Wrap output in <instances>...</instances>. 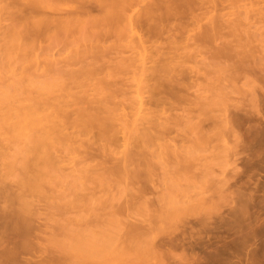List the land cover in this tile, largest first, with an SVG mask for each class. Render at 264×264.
<instances>
[{"label":"rangeland","instance_id":"374dc122","mask_svg":"<svg viewBox=\"0 0 264 264\" xmlns=\"http://www.w3.org/2000/svg\"><path fill=\"white\" fill-rule=\"evenodd\" d=\"M32 1H34V0H0V88L3 89L9 85L15 84L16 82H21V84L23 85V87H22L23 91H21V90L16 91L18 88L16 90L12 91L14 97H16V96L26 97L28 95L32 96V97H37L39 95V93L36 91V88L34 87V85L33 84H32L33 86L31 85V82H34V81L43 82V83L45 82L46 86L47 85L52 86L53 89H55V92L52 95H57L60 93L62 87H64V84L67 85V82H68L65 79V77L62 79L60 78V77H63L62 72L64 73V71L65 72L70 71V69H72L71 71L76 70V69L79 70L78 68H81L83 66V64L86 66L87 63L89 65V63L94 61V60H92L93 58H91V60H90V57H89V60L87 59L86 62H83V64H82V62H80V63H76L75 65L71 64L72 65L71 66L70 63H68L67 57L71 58L74 55L79 54V52L81 54V51L84 52L86 50L84 48V44H86L87 42L85 41L84 44H82L83 42L77 41V39L79 37L84 36V34H83L84 32H81L78 30L75 31L74 34L73 33L70 34L71 36L68 37V42H65L64 44H62V46H59V47L56 46L55 49L51 48L47 51V49H48L47 46L49 43H51L49 32L54 28L52 27V29H51V27H48L49 29H47V28L34 29L32 26L34 23H37L40 19L44 18L43 17L44 12L47 14L46 16L52 14L50 16L53 17L54 16L52 13L53 11L50 12L51 8L50 9L46 8L47 10H44L45 8L41 9L42 6H40V7L36 6V5L34 6L32 4ZM81 1L80 0H47V2H49L48 4H50V6L52 8L58 7V8H61V10L64 12L63 13L60 10V13L62 12L61 14H59V13L55 14V17H57V18L58 17H60V18L67 17L66 9H70V7L72 5H79L78 3H80V2H81V4L85 3V4H82V5H85L84 10H82V12L83 11L85 12V13L83 12L84 14L81 15L82 18L86 19L87 16H85V15L88 13H89L88 18H89V16H92V15H93L92 17H95L96 14L98 15V13L100 15L101 12L98 8L94 9V8L90 7L91 5H93V6L97 5V0H88V1L87 0H81ZM148 1L150 3V1H152V0H140V1H138L137 3H139V4H137V8L135 7V10L143 8L145 6L147 7V5H149ZM171 1H173V0H171ZM174 1H176L177 4H179V2H180L177 0H174ZM183 1H185V0H183ZM224 1L225 0H223V4H220V7H219L220 9H216V10L214 9V11H216V12L212 11V14L210 13V15L208 14V16L204 15L203 18L205 19L208 17L207 18V21H208L209 18H213V17H210L211 15H213L214 18L217 16L218 20L221 22H222V20L224 21L228 17L230 20H233V21H235L236 19L237 20L240 19L241 22H243L242 25L245 24L246 26L249 25L250 22L252 24L253 21L258 20L259 21V23L257 22L258 25L255 24V27H252L253 29L252 28L251 29L252 30H258V31L261 30L259 32L264 31V27H262L264 25V23H262L263 22L262 21L261 22L262 24L259 25L260 24V20L258 19L259 13H257L259 11L264 13V8H263L264 1L263 0H261V1L260 0H258V1L257 0H255V1L254 0L253 1L248 0V2L246 0H241L240 3L243 4L245 7L243 5H241L240 3L239 4L237 3L239 0H237V2L234 3V5L230 1H229V3L227 2V0L225 1L226 3ZM185 2H184V4H186ZM253 2H254V4H253ZM192 3L193 2L191 0V5L188 3L186 5L192 6ZM257 3H259V4L257 5ZM170 4H172L173 6ZM175 4H176L175 2H173V3L169 2V5L172 6L171 8H176V11L174 10L176 13L179 9L183 10V8H185V7H182V9H181V7H179V9H178V7H176V6L174 7ZM184 4L182 3V6H185ZM190 6H189V8H190ZM87 8L90 9L89 12L87 11L88 10ZM189 8H187V6H186V8L184 9V13L186 14V16L189 15V11L191 10V9L189 10ZM236 8H237V13H235ZM91 9H94V10L91 11ZM186 9H188V12ZM238 9H239V13H238ZM96 10H98V11H96ZM219 10L220 11L222 10L221 11L222 14L221 13L219 14V12H220ZM174 11L172 9V14H171L172 17L171 18H174L173 20L177 21L178 27H179L178 21H180V25H181V23L184 22L185 14L183 13V11H182V13L180 12V14H182V15L184 14L183 15L184 19L182 18L183 20L182 19L177 20L175 18V16L177 14L174 13L175 14V16H174V14H173ZM197 11L199 13L202 12L199 9ZM197 11L194 10L193 11L194 14H197ZM252 11H254L257 14L253 15L255 13H253ZM90 12H92V13H90ZM232 12H233V14H232ZM250 12H251V14H250ZM214 13H215V15H214ZM246 13H248L249 17H246ZM90 14H92V15H90ZM180 14L178 12V15H177L178 19L180 17H182ZM219 15L221 16V18L218 17ZM251 15H253V16H251ZM232 16H234V17H232ZM255 16H257L258 18L257 17L254 18ZM187 17H189V16H187ZM190 17H191V15H190ZM217 18H215V19H217ZM244 18H247V19L252 18V19L250 21H247V19H244ZM187 19H185V22L187 24H189V26H191V24H194V26L192 25L193 27L192 26L189 27L188 31L191 28H195V25H196L195 30L192 29V31L191 30L190 31H191V33L195 32L198 35L200 34L199 33L200 31L203 32V31H205L206 28L209 29V27L207 26L206 23L209 22L208 25L209 26L212 25L210 23V21L206 22V19L205 20L202 19L201 23H204L203 26H206L202 30L201 27H203V26L201 25V23L199 25V22H197V24H198L197 25V24H195V22L191 23L192 21H189L191 23L190 24L187 22ZM220 19H222V20H220ZM229 19H228V21H229ZM253 19H255V20H253ZM15 20L20 21V25H19L20 30H24L26 23H28L26 26V29H25L26 33L24 34V36H25L24 37L25 38L24 43L25 44H24V46H21L22 47L21 50L11 49V45L9 43H7L5 46V43H6L5 38L7 36V31L12 26V22H14ZM173 20H171V21L173 22ZM189 20H191V19H189ZM211 20H213V19H211ZM171 21L169 23H171ZM175 21H174V23H176ZM233 21H232V23H233ZM156 22H159V23H156L154 25H157V24L161 25L160 20H158ZM165 22L168 23L167 21H165ZM221 22H218V24L224 25L225 22H227V21L223 22L224 24ZM151 23L153 24L154 22H151ZM162 23H164V21H162ZM166 23L163 24L165 26L163 28L164 29L163 35L159 34V35H161V37L159 36V38H161V39L157 40V38H156L155 41L157 40L159 42V40H160L161 44L162 43L164 44V42H166V45L169 46V44H167V41H168L167 39L170 40L169 42L173 41V40H171L172 39L171 35L168 36V34L170 33L169 28H171V32L173 30L172 29L173 27H175L174 30L175 29L177 30V31L173 30V32H175V34L174 33L172 34L174 36V38H175V35L178 34V32H179V28L177 27L176 24H175L176 26L175 25L173 26L174 23L173 24L171 23L172 25H170L169 23H168V25H166ZM186 23H184V24H186ZM227 24H228V22L226 23V25ZM154 25H151L150 26L151 29H149L150 31L152 30V32H151L152 34L155 30V29L153 30V28H156ZM163 25L160 27L162 28ZM169 25L171 27H168ZM226 25H224L225 27L223 28L224 29L223 33L224 32L225 33L224 34L222 33L223 35L219 33L218 39L217 40L215 39L216 42L214 40L212 41V43L215 42V43H213V45H208L209 44L208 42H206L207 44L203 45L204 47L207 45L205 48H203V46L202 47L199 46V44L198 45L195 44V46L193 44V47H192V45H189L188 49L191 46L190 50L194 49L197 51V49H198V53L195 52L194 50H191V51L195 52V55H194L193 53H191L190 50L187 49L186 50V51H188L187 55L188 54L189 55L191 54V55H190V58L187 61H185L186 64L187 63L188 64L185 65V63H184L185 67L183 68L185 71L191 73V74L186 73V76L189 75V77H191V78L189 80V78L187 77L188 79H186V82H184L187 87L191 88V90L189 89L190 91H188L189 93L187 92V94H189L188 97L191 100L193 99L192 101L191 100L190 101L191 102L194 101L195 103L197 102L198 104L196 103L197 104L196 106L200 105L202 102H204V103H202L201 105L210 104L211 101H214V103H217V104L220 102L219 104L222 106V108L219 104H218L219 107L213 106L214 107L213 108L212 107L213 102H212L210 104L211 106L209 105L210 107L208 105L206 106L209 108L212 107L211 108L212 110L211 109L209 110L210 112L208 114V118H206L207 115L204 116V114H203L204 117L203 116L201 117V115H198L197 112H195V110H197L196 109L197 107H195V104L188 102V100H189L188 99L186 102L187 104L183 103L185 105V108L186 109H187V107L191 108L194 105L191 108L192 110L195 109L194 111L189 109L190 114L193 113L191 116H193V118H194L195 117L194 114L195 115L197 114L196 117L199 116L200 120H201V118H203L204 124H206V125L203 124V126H207L206 127L207 129H205L206 131H204V127H202V125H200L199 127H196V124H194V123H196L195 121H197L199 119H197L198 117L197 118L195 117L194 121H193L194 123L191 124L192 121H190V124L193 126L185 127V130H187L188 128H190V129H188V131H185L184 134H182L184 132L182 130V128L184 129V127H182V126H183V122H186V123L189 122L187 120V118L184 116L185 114H186V116L189 114V113L188 114L186 113V112H188V109H187V111H186V109H183L184 108V105H183V108H182L183 110H181V108H180V109H175L174 110L175 112L170 111V112H172V114H171L172 116L174 115L173 113H175L174 117L179 116L178 114H180V117L182 116L181 118L180 117L177 119L175 118V121L176 120L179 122H180V120L182 121V126L181 127L179 126L180 128L175 123L174 124L172 123L177 128H179V129H177L175 127V129L177 131L174 128L171 129V130H173L172 131L173 135H171V136H173V139L178 140V138H179V140H180L182 137V136L179 137L180 135L177 136L176 132L179 134V131H180L181 135H185L187 132V134L184 137L185 139L182 138L183 142L185 141L184 143H186L185 145L182 144V141H180V143H179L178 142L179 140L176 142L172 138H171L172 140L170 139L171 142L174 144V146H176L175 143L176 144L178 143L179 147L181 146V148H182V146H184L186 149V148H188V145L193 143L194 140H195L194 141V145H195L198 142L196 140H199V138L204 139L203 138L204 136L202 134H204V133L209 134L210 133V135H209L210 137L207 135L210 139H208V137H205V138H207V140L204 139L206 144L203 142L204 140L201 141V145H203V146H204V144L206 145L203 148H207V149L202 150V148H201L202 146L200 145L201 146L200 147L197 143V145H198L197 150L199 149L200 151L201 150L202 151L201 152L197 151V153L199 154L198 155L199 159H198V157H196L197 161L195 160L194 164L192 166L189 165L193 168L196 167L195 170H193V168L191 169L188 167L189 170L187 171L186 174H190V175L184 174L186 172V170L184 171L182 169L184 171L183 173L181 171H179V172H181V174L185 175L184 177H187V178H184L183 175H182L183 178L182 177L180 178L179 176L181 174L179 175V172L176 169H173V170H175L173 172L175 173L177 171L178 173L176 172L177 174L176 173L175 174L177 176L179 175L178 176L179 178L177 176H176V178H175V176L171 177V178H167V176L169 175L168 174L169 173L168 168L172 167V166L170 164L167 165L164 162V160H162L164 163V165H162L164 167V169L166 166H169L168 168L166 167V169H165V170H167V174H168V175H166V174H164L166 172H165V170H163V167L161 166V164H159V162L157 164V162H156L157 166L155 165V167H154L155 168L154 173L156 172L155 174L157 175V177L152 178L154 181H152V179H151L150 183L152 184V187H151L150 183L149 184L147 183L149 185L148 187L150 189V190L148 189L149 190V191H147L148 195H146V197H147L146 200L149 201L148 209H145L143 206L144 199H141L140 201L138 199H134V198L131 199V197L129 196V192H130L131 188L133 189V187L135 190L137 187H138V189H140V186L142 188L144 186V184H142V183L144 181L147 182L148 181L147 179H149V178H146V179L145 178H139V180L144 179V181L140 180L142 183L139 182V180H137L138 178L136 179L137 181L134 178L133 180H135L136 182L134 181L133 183L136 184V188L133 185H131V188H130L129 187L130 185H129V186H127L128 190L126 189V185H128L129 183L127 184L126 180L123 178L121 179V178H118L116 176L110 177V178H102V177L99 178L101 176V172L99 173V171L104 172L108 169L110 170V168H114V167H111V165L114 166L112 162H114V164H116L115 163L116 160L108 162V164H105V165H108V166H106V168H108V169H105L104 171L101 169L102 166H101V168L99 166L100 170L98 168H96L98 170V171H96V172H98L97 175L100 174L99 177L96 174H93L94 172H89L86 174H88V175H90L91 173L92 174L90 175V177L88 176V178H85V175L81 172V170H82V167H85L86 164L84 165L79 160H80V157H82L83 153L85 154L84 151H85V149H87V147L78 148L80 141L77 142L78 146L76 145V143H74L75 145H73L71 143V145H73L72 149H74V151L70 150L69 148L68 149L65 148V150H63L65 146H63L62 149H59V150L64 151V152H61V153H63L61 156H62V158L63 157L64 158L63 159L60 158L61 157V156H59L60 152H59V155L57 153L55 154V155H58L59 157L58 156L57 157L60 158L61 160L59 159V161H56V163H53L52 167L54 168V170H53V172H51L49 174L48 178H45V182H43L41 184V188H39L38 193H37V190H36V192H35V190H34V192H32L33 190H30L28 188L23 189V182L26 179L33 180L35 178H19L16 176V175H18L17 173H19V170L18 171L16 170L15 173H14V171H12V174H10L11 170L8 167V164L6 163L7 160L5 159V157L6 156L11 157L12 156L15 158V156H16V159H18L17 161H19L21 158H23V155H24L23 151L26 150L25 144L24 143H17V141L16 142L12 141L7 136L8 139H6L3 142V146L0 148V214L2 215V216L0 215L1 216L0 217V225L3 224V228L6 229L7 231H4L1 226H0V228H1L0 231L2 230L1 233H3V231H4V235L7 237V235H9V234H5V232L8 233V231L11 229L9 231V233L13 232L12 235L15 236V238H16V239L14 238L15 240L21 238V236L23 235V234L21 235V232L24 233V232L28 231L27 234L28 233H29V235L31 234L32 238L36 239V240H33V243H34V241H37L34 243V244H36V248L34 250H31L32 254L30 251H26L25 254H27V252H30V254L29 253H28L29 255L23 254V256L25 258L21 255L22 257L21 256L19 257L21 261H22L21 258H23V260H25L26 258L28 260H31L33 258H36L37 256H40V258L44 257V259H47L48 261L53 260L55 262V260H56V263L60 262V264H78V263L79 264H82V263L83 264H91V262H90L91 260L94 261V262L92 261V264H102L103 262H105V264H144V263H146V262H144V260L147 261V259L145 258V256H143V253H142V255H140L139 252L141 251V249H138L139 251H137V248H135L137 246H134V248H133V247H131V245L128 244L129 241L124 240L128 237V235H129L128 233L133 232V234L131 235L132 238L130 239V241L133 240L132 242H135L133 244H143L141 242H143V240H145V237H142V236H144V235L147 236L150 234L159 236L161 234L162 230H164L165 228H168L170 221L167 219L165 220V217L167 215H169L168 212H176V210L178 212L180 209L182 210V209L187 208L189 210L190 214H188V216H184L185 218L182 217L185 220L182 219V221H180V222L177 221L178 224H176V222H175L174 227H179V229L181 231L187 230L189 232L190 231L195 232V231H199L201 229H202L201 231L205 230L206 234L208 232L210 234L209 237L206 239L205 243H207L209 241H211L213 244H227V243H229L234 248V249L232 248L233 252L231 253V256L234 258L235 261L242 263V264H252L253 261L256 262L255 264H264V71H262V70H264L263 69L264 68V65H263L264 60L262 57V56H264V54H263V52H261V51H264V50H262L264 47L258 46L259 42H257V41H261V43H264V42H262V40H261L262 38H259V39L256 38L255 40L251 41L254 44H256V46H258L259 49H261L259 51L257 50L258 47H257V49H255V46L252 47L253 43H251V42H249V44L246 46V48H248V50H249L248 51L246 49L247 50L246 53L250 52V51L253 52V50H251L253 48L256 50L253 53L255 55L257 54L256 55L257 58H260V59L255 58L256 60H253V58H251V57H250L251 59L247 58L245 61H249L248 59H250L251 60V62L249 61L250 64L252 65V62H253V64H255L252 66H249V65L247 66L245 64H247L249 62L243 63V62H241L243 60L242 59L240 60L241 57L237 56L238 57V59H237L234 55L235 52L231 53V52H233L234 48H231V47H229V45H227L229 48L228 49L225 46L226 43L224 45V42L229 43L228 41H223L225 38H226V40H229L230 42H235L234 38L236 37V35H239V33H238L239 30L236 31V33H234V32H232L233 29L232 30L230 29L229 24H228L229 27ZM146 26L147 25H145V27ZM184 26L186 27V25H183V23H182V25L180 27L182 29H184L185 28ZM257 26H258V28H257ZM150 27H148V28H150ZM167 27H168V31H169L168 33L166 32ZM197 27H199V28H197ZM222 27L223 26H220V28H222ZM226 27H228V28H226ZM241 27H239V28H241ZM260 27H262V28L259 29ZM140 28H137V30L139 31V33H138L139 36L143 35V36H145V37H143L145 39L147 37V34H148V36L151 35V34H149V32L145 33L149 30H146L144 32L143 31L144 27H143V29L141 28V30H140ZM187 28H185V29H187ZM40 29H43V30L40 31ZM145 29H147V27ZM157 29H156L157 33L158 32L160 33V31H161V30L159 31L160 28H157ZM228 29H229V31H228ZM241 29L243 30V27ZM87 31L88 30L86 28L85 32H87ZM188 31L185 33V35H184V33L180 34V32H179V34L181 35V38L179 37L180 36L179 34L176 35V38L178 37L177 39L180 40L184 36L183 40L185 41L186 36L191 35L190 31L189 32ZM52 32L54 33V30H52ZM52 32H50V33L53 34ZM162 32H163V30H162ZM220 32H222V29ZM229 32H230V34H228V35H230V36H228V35L226 36L225 34H227ZM47 34H48V36H47ZM86 34H88V32ZM197 34H195V35H197ZM234 34H236V35H234ZM231 35H232V37L234 35V37L231 38ZM262 35L264 36V33ZM153 36L158 37V35L156 36V32H154V34L152 35V38H154ZM220 36H222V37H220ZM47 37H49L50 41L48 40ZM133 37L134 36L131 37V34L128 33V31H127L126 34L124 32V33H121L117 37L113 36V37H111V39L109 38L110 42L108 40V46L113 44L114 45L113 47H115V49L112 48L114 50L110 51V53H109L110 55L106 54L107 57L105 55L104 58L106 57V60H107V59H110L108 57H112L111 58L112 60L113 59L116 60V62H115V60L114 61L110 60L111 61L110 66L117 64V62L121 61V58L128 57L130 54H131L130 56H134L135 59L140 58L142 60V58H143V57H141L142 54H143V56L146 55L149 58V57H151V56H149V55H151V53L148 54L150 51L151 52L158 51V49L156 47H155L156 48L155 49L154 47L150 46V45H152L151 43L150 44L147 43L146 48L140 49V52L136 51L134 49L131 50V48L127 44H130V46H131V43H132L131 40ZM223 37H225V38H223ZM228 37H230L231 40L227 39ZM259 37H262V36H259ZM137 38H138V35H137ZM236 38L238 39V36ZM134 39L136 40V38H134ZM177 39H176V41H177ZM135 40H133V43L134 42L136 43ZM180 41H181V44L185 43L182 40H180ZM174 42H175V39H174ZM257 43H258V45H257ZM106 44L107 43H105V45ZM154 44L157 46L161 45V44L158 45L155 42H154ZM40 46H43L44 48L42 47L43 49H40L39 48ZM50 46H49V48H50ZM224 46H225V48H223ZM131 47H133V46H131ZM215 47H216V49L220 50L221 52L223 51L222 53L226 52L227 49L228 50L232 49V51H229L230 53H228V51H227V53L230 55L233 54L234 58L232 56L231 58H233V59L230 60V58L227 56V54H222L221 52H220L221 54H219L218 50L216 52ZM152 48H154L155 50L153 51ZM146 49H148V50H146ZM159 49L162 50V48H159ZM163 49H164V52H165V50H167V48L165 49V47H163ZM181 50L184 52V49H181ZM235 50H237V49L235 48ZM238 50L242 51L244 49L239 47ZM106 51H109V50L107 49ZM120 51H121V53H120ZM123 51H124V53H122ZM131 51H132V53H131ZM145 51L146 52L148 51V52L146 53ZM257 51L260 52V54H262V55H260V57H259V55H258L259 53ZM136 52L137 53L139 52L138 54H141V55H138L139 58L136 57L137 56ZM251 52L249 53V55L251 54ZM88 53H89V55L91 54V52H88ZM88 53H87V55H88ZM119 53H120V55H119ZM134 53L136 56L134 55ZM185 53L183 54V56L186 55ZM111 54H112V56H111ZM115 54H117L119 56L116 57ZM157 54H155L156 57H157ZM213 54L214 55L219 54L218 57L220 58V60L218 59V57H214ZM222 55H224V56L226 55L225 57H227V58L223 59L225 57ZM191 56H192V59H191ZM188 57H186V59ZM212 57H214V60ZM148 58H147V61H150V59H148ZM145 59H146V57H145ZM155 59H157V58H155ZM234 59H235V61H234ZM60 60L62 61V63L60 62ZM215 60H217L216 63H214ZM228 60H230V61H228ZM237 60H239L241 63H243L242 67H243V65L247 66V67L242 68L241 65L239 64L240 62L239 61L237 62ZM110 61H108V62L110 63ZM254 61L257 63H254ZM113 62L115 64H113ZM139 62H141V61H138V63H136V64L139 65L140 64ZM219 62H220V65H218ZM235 63L238 66L240 65L239 66L240 71L242 70L243 72H241V74L242 73L243 74L240 75V71L237 69L235 75L237 74L242 78H240L239 76L236 75L237 77L234 76L233 79L231 80L230 79L231 75H232L233 71L236 70V69H231V68L232 67L234 68L235 66L237 67V65ZM154 64L155 63H153V65ZM210 64H211V66H210ZM149 65H152L151 62L149 63ZM191 65L192 66L197 65L194 67L195 70H193V73H192V69H194V68L192 67V69H190ZM215 65H216V68H215ZM224 65H225L226 72H228V74L230 76L225 71H223L222 66L224 67ZM196 67L199 69V71H197L198 69H196ZM212 67L215 69H213ZM226 67H230L229 68L230 71H228V68H226ZM60 68H61V70H59ZM131 68H133V69H131ZM131 68L130 69H131L132 76L134 77V79H136L135 74H134L135 68L134 67H131ZM206 68L209 70V74L210 75L212 74L211 76L208 75V70ZM209 68L212 70H210ZM244 69H246L247 71ZM132 70H133V72H132ZM137 70H136V72H137ZM190 70H191V72H190ZM214 71H216V72L220 71L221 74H220V72H217L218 73L217 74ZM129 73L127 76H128V78L132 79L130 82V84L131 83L132 84H131V86L129 84V86H130L129 90L130 91L127 90L128 87L126 88V90L129 91L128 93H126L129 97L125 94L126 95L125 98L126 99L129 98V99H127V101H125L126 104H128L127 105L128 107L137 97H139V96H146L147 97V95L149 96V93H145L147 91V89H146V91H144V88H142L143 90L139 89V86H137V80L133 81V77H129L131 75V73L130 74ZM205 73H206V75H205ZM213 74L217 78L216 77L214 78ZM215 74H217V75H215ZM225 74H226V76L227 75L229 76V80H231V81H233L235 78L240 80V81H238V80L236 81L238 86L233 87V86H235V83L234 82L232 83L229 80H226L227 78L224 76ZM245 74L247 75L246 78H245ZM137 75H139V71L136 74V76ZM219 75L222 76V78L218 77ZM243 75H244V77H243ZM204 76H207L205 80H204V78H205ZM209 76L211 77V80H208L210 78ZM197 77H200V78H198V80H196ZM193 80H195V81H193ZM214 80L216 82L217 81H219V82L216 83V82H214ZM192 81L195 83L197 81L199 84L196 83L195 84L196 87H193V84H191ZM208 81H209L208 84L212 85V82H213V85L212 86L208 85L207 84ZM224 81L225 82L227 81L226 83L230 87L227 86V84H225ZM201 82H202V84L204 82L205 83L202 85ZM221 82L224 83L225 86L229 87L228 88L229 90L227 88L225 89V86L223 84L222 85L220 84ZM197 84L200 86L199 89H198ZM215 84H216V86H215L216 89L213 88V86ZM247 84L248 85L250 84V85L248 86ZM205 85H207L206 86L207 89H205L206 88ZM221 87L222 88L224 87V90L221 89ZM231 87H232V89H231ZM238 87L242 88V89H239V92H237ZM253 87L255 88L254 90L252 89ZM209 88L214 89V91H216V92L218 91V94H216V92H213L212 90L210 91ZM201 89L203 91L204 90H207V91L203 92ZM233 89H235V90H233ZM71 90L76 91V89H71ZM221 90H223V91H221ZM194 91L196 94L193 93ZM200 91H201V93L203 92V94L199 93ZM197 92L199 94H197ZM223 92L224 93L228 92L229 96L224 95ZM91 94H92V91H91ZM190 94H193V96L191 97ZM194 94L198 95L199 97L204 95L205 97L202 96L201 100H200L199 98H197L198 96H194ZM206 94H210L212 97L210 98V95H206ZM213 95L215 98L213 97ZM219 95H221L220 99H219ZM232 95H234V96L232 97ZM239 95H241V96H239ZM160 96L161 95H158V97H160ZM225 96L227 98L231 97L229 102H228L229 98L224 99L225 101L222 102V100H223L222 97L224 98ZM146 97H144V98H146ZM216 97H217V99H216ZM202 98L204 99V101H202L203 100ZM131 100H132V102H131ZM253 102L256 103V107L254 106L255 103L253 104ZM135 103H136V101H135ZM221 103H223V104L225 103L224 106H226L225 108L227 110H228V108L230 109L227 111V113H226V109L224 110V108H223L224 106ZM230 103H232V105H230ZM244 103L245 104L247 103L249 105L247 106V104H246V106H245ZM217 104H215V105H217ZM237 104L239 105V107H237ZM201 105L198 109L201 108ZM227 105H228V107H227ZM234 106L237 109V111L235 108H233ZM216 107L218 109H216ZM231 108H232V110H231ZM127 109L129 111L130 108H127ZM215 109H216V111L217 110L218 111L215 112ZM219 111H221V112H219ZM222 111H224L225 113L224 112L222 113ZM233 111L236 113V115ZM214 112H215L216 118L214 117ZM167 113L169 114V111ZM212 114H213V116H212ZM217 114L221 115L222 120L223 119L226 120V118H228L227 119L228 121L233 122V123L232 122L231 123L234 126L231 124V127L232 126L235 127V128H233L234 131L232 130L233 133H231V128H228L230 131H229V134H227V133L226 134L229 135V137L227 136L228 140L226 139L227 137H225V139H226V140L224 139L226 141L225 144H224V141H221V140L219 141V139H220L219 133L220 134H222V133L219 132L220 130H218V127L214 128V126H213V125H216L214 123L216 121L213 118L217 119V122L219 121L218 120L219 116ZM222 114L224 115V118H223ZM225 114H229L228 117L225 116ZM191 116L189 115L188 119H190ZM210 116L213 117V118L211 117V120H214L213 123H212V121H211V123L209 122ZM229 116H231L233 119L231 118L232 119L231 120ZM183 117H185L186 119ZM205 120H208V121L205 122ZM208 122L210 123V125ZM228 123H229V125H228ZM228 123H225L228 125L227 127L230 126V122H228ZM208 125H209V127H208ZM188 126H189V124H188ZM193 127H195V131L191 130ZM208 128H210L209 131H211V128H212V131L209 132ZM180 129L182 130V132ZM196 130H197V132H196ZM213 131H215V138L211 137L212 136L211 134H213V136H214ZM66 132L68 133L69 129ZM189 132H190V134H189ZM223 132H224V130H223ZM196 133L202 137H200V136L198 137ZM116 134L119 135V137L118 138L116 137L117 139L115 138L116 140L115 139L114 140L117 141L118 143L123 142L124 139H123L122 135H124V134L121 132L120 133L117 132ZM193 134H194V136H193ZM91 135H93V134H91ZM223 135H225V133ZM223 135H221V136L223 137ZM218 136H219V139L217 138ZM191 137L194 138L193 141L191 140ZM212 138L214 140L213 143H215V144L218 143L217 145L214 144L215 146H218L217 148H214V145L209 144L208 140L211 141ZM23 140L24 139H21L20 142ZM168 140H167V142H170V140L169 141ZM187 140H189V141H187ZM110 141L113 142V143H111V146L114 149V151H116L118 149V152H119V151H122L124 149V148H121V147H123V145H121L120 143L119 144L121 146L119 145V146H117L119 148H117L116 146H114L115 141L109 140V143H110ZM186 141L189 143L191 142V143L188 144ZM228 141L230 142V144ZM72 142H73V140H72ZM207 142H208V147L210 146V149H208V147H207ZM219 142H221V143H219ZM199 144H200V141H199ZM222 144L226 145V146L228 145L231 148L229 153H225L227 150L224 149ZM115 145H116V143H115ZM192 145L193 144H191L189 150L190 151L192 150L191 151L192 155L194 153H195L194 155H196L197 154L196 149H195L196 145L194 146L195 151H193ZM66 146L71 148L70 143L66 144ZM84 146H86V145H84ZM88 146H90V145H88ZM95 146L96 145H94V147L93 146H91V147H93V149H95ZM211 146L213 148H211ZM74 147L78 148V149L76 148L77 152L82 151L81 152L82 154H80V156L77 152H75L76 150ZM229 147H228V151H229ZM96 148H97V146H96ZM120 148H121V150H120ZM93 149H92V151H93ZM89 151H90V149H89ZM94 151L96 152V150H94ZM1 154H3V156H1ZM77 155L79 156V157H76L78 159V161H76L77 159L75 158V156H77ZM117 155H119L120 157L122 156V154L119 153V154L114 155V157L115 158L119 157ZM194 155H193V158L190 156L189 159L190 158L194 159ZM192 159H190V161ZM81 160H82V158H81ZM94 160H96V162ZM171 160L172 159H170L169 161L171 162ZM75 161H76V164H77V162H78V164H80L79 162H81L83 165L82 164L76 165ZM88 161H89V159H88ZM92 161L93 162H91V160L89 162L85 161L84 163L88 164L86 166H89L91 164L89 167H92V168L94 167V164L96 166V163L99 165L101 164L100 163L101 160L99 159V157L97 155L94 157V159H92ZM171 163H174V161ZM191 163H193V162L191 161L190 164ZM54 164L57 165L56 168H55ZM194 165H196V166H194ZM17 167H19L18 163H17L16 168ZM156 168H158V170ZM76 169H77V171H76ZM93 169L95 170V168H93ZM13 170H15V169H13ZM89 170H90V168H89ZM162 170L164 171L163 176H162V172H163ZM171 171H172V169H171ZM191 172H193V173L195 172V173L193 174ZM81 173L83 174L82 175L83 177L80 176ZM102 174H104V173H102ZM158 175H159V177H158ZM164 175H165V177H164ZM172 183H174L176 185H173ZM147 184L145 183L146 186H147ZM154 186H155V188H153ZM21 189H22V193L26 192V193L22 194L23 196H21V192H20ZM153 189H154V191H153ZM168 189H169V191H171L172 195H165V193H169ZM23 190H24V192H23ZM220 190L223 191V193H221ZM19 193H20V195H19ZM219 193H221L223 195H221ZM4 195H6V197H4ZM138 195H139L138 193H135V196H138ZM135 196H133V197H135ZM162 196H164L165 199ZM168 196H173V199L169 198ZM169 200H172V201L170 202ZM129 201H130V203H129ZM6 211H8V212H6ZM27 213H28V215H26ZM128 213H144L146 215L153 216V221L149 225L142 224L139 226H132L131 225L132 222L130 221V216L128 215ZM23 214H25V215H23ZM131 220H134V219L131 218ZM85 223L86 224L88 223V224L86 225ZM7 224H8V226H6ZM4 225L7 228H5ZM91 225H93V226H91ZM84 226L85 227L87 226V228L89 226L90 231H92V232H89V228L87 229ZM82 227L85 228L86 231H84V229ZM79 228H81V229H79ZM80 230H81V233H80ZM87 230H88V232H87ZM82 231H83V237L86 239V240H83L82 243L85 242L87 244V241H89V240H87V238L91 239V238L85 236L87 233H89V235H90V233L94 234V235H95V233H97V236H95L96 238H99L102 234H103V236L106 235V237H108V238L105 240H101L102 239L101 238L100 239L101 242L99 240L100 246H99V242L97 240L98 243L97 242L96 243H97L98 248L96 249L97 251H95V250H92V247H93V249H95L96 245H91V248H90V247L86 246L84 243H83L84 247L81 244L80 238L83 239V237H81ZM77 233L78 234L80 233L79 234L80 236ZM98 233H100V236ZM24 235H26V234H24ZM89 235L87 234V236H89ZM112 235H116L118 238H115V237L112 238ZM23 236H22V238H23ZM25 237L27 239L30 238L29 236L27 237V235ZM25 237H24V240H25ZM92 237H93L92 238L93 241H91V240L90 241L93 243L95 241L94 240L95 237L94 236H92ZM15 240H14V243H16L17 246L18 245L21 246L22 242H24L22 239L17 240V242ZM103 241H104V243H103ZM18 242H19V244H18ZM26 242H28V240ZM26 242H25V244H26ZM89 244H87V245H89ZM117 244H122L118 248L123 247V249L125 248V250L120 249L119 251H117L118 248L117 249L115 248L116 246H118ZM127 244L129 245V247ZM4 245H6V244H3V246ZM101 246H102V248H99ZM1 247H2V245H1ZM19 248H22V246ZM114 248H115V250H113ZM98 249H99V252H100V249L103 251H101L99 253ZM86 250H87V252H88V250L90 252L87 253ZM236 250H237V252H236ZM93 251L96 253H94ZM92 253H94V254L91 255V257H89L90 254H92ZM178 253L180 254V252H178ZM2 254H1V256H2ZM7 254H9V253H7ZM95 254H97V255L99 254L100 257L96 256ZM9 255H11V254H9ZM4 256H5V254H4ZM92 256L95 259H93ZM7 257H4V258L8 259ZM13 257L15 258L16 256H13ZM97 257H98V259H97ZM95 261H96V263H95Z\"/></svg>","mask_w":264,"mask_h":264},{"label":"bare ground","instance_id":"6f19581e","mask_svg":"<svg viewBox=\"0 0 264 264\" xmlns=\"http://www.w3.org/2000/svg\"><path fill=\"white\" fill-rule=\"evenodd\" d=\"M138 1H140V0H138ZM138 1L137 0L136 1L135 0H97V5L93 6V5L90 4L91 5L90 7L94 8V9L98 8L100 10V12H101L100 15L98 13L99 16L96 14L95 17H92L93 15L90 14L92 16H89V18H88V15H89L88 12H89L90 9L87 8L88 9L87 10L88 14L85 15V16H87V18L85 17L86 19L82 18V16H81V15H83L85 13L84 11H83L84 13L82 12V10H84V7H85V5H82V4H85V3L81 4L82 1L80 3H78L79 5H72L70 7V9H66L67 17H64V18L55 17V14H58V13L61 14L63 11L61 10V8H58V7L52 8L50 6V4H48L49 2H47V0H34V1H32V4L34 6L35 5L39 6V7L42 6L41 9L45 8L44 10H47L46 8H48V9L51 8L50 12L53 11L52 12L53 15H54L53 17L50 16L52 14L46 16L47 14L44 12V16H43L44 18L42 17L43 19H40L37 23H34L33 26H32L34 29H39V28H43V29L47 28V29H49L48 27H51V29H52V27L54 28V29H52V30H54V33L52 32V30L50 31L53 34H51L49 32L51 41L49 40V37H47L48 40L51 42L47 46L48 47L47 51L49 49H51V48L55 49L56 46L57 47L62 46V44H64L65 42H68V37L71 36L70 34L71 33L74 34L75 31L78 30V31L84 32L83 33L84 36L83 37H79L77 39V41L78 42L79 41L83 42L82 44H84V42L86 41L87 43L84 44V48L86 50L85 51L83 50L84 52L81 51V54L79 52V54H76V55H74L71 58L67 57L68 58V63H70V65L71 64L75 65L76 63L82 62V64H83V62H86L87 59L89 60V57H90V60H91V58H93L92 60H94V61L89 63V65L87 63L86 66L83 64V66L81 68H78L79 70L76 69V70L71 71L72 69H70V71H66V72L64 71V73L62 72V76L63 77H60V78L62 79V78L65 77V79L68 82H67V85L64 84V87H62L60 93L57 94V95H52L55 92V89H53L52 86H50V85L46 86L45 82L43 83V82H38V81L31 82V85L33 84L34 87L36 88V91L39 93V95L37 97H32V96H29V95L26 96V97H20V96L14 97L12 91L16 90L17 88L18 89L20 88V89L19 90L17 89L16 91H20V90L23 91V88H22L23 85L21 84V82H16L15 84L9 85V86H7L6 88H3V89L0 88V148L3 146V142L6 139H8L7 136L12 141H15V142L17 141V143H24L25 144V148H26V150H24V151L22 150L24 155H23V158H21L19 161H17L18 159H16V156H15V158L12 157V156L11 157H7V156L5 157V159L8 162L6 160L5 161L8 164V167L11 170L10 174H12V171H14V173H15L16 170L17 171L19 170V173H17L18 175H16L17 177H19V178H35L33 180L26 179L23 182V189L24 188L25 189L28 188L30 190H33L32 192H34V190L36 192V190H37V193H38L39 188H41V184L43 182H45V178H48L49 174L51 172H53V170H54V168L52 167L53 163H56V161H59L60 158L61 159L64 158V157L62 158V156H61L63 154L61 152H64V151L59 150V149H62L63 146H65L63 150H65V148L66 149L69 148L70 150L74 151V149H72L73 145H75L74 143H76V145H77V142H79V141H80L79 146L77 145L78 148L87 147V149H85V151H84L85 154L83 153V155H82V157H80L79 161H81L84 165L85 164L88 165L87 163H84V162L85 161L89 162L90 160H91V162H93L92 159H94V157L96 155L101 160V162L99 161L101 163L100 165L96 163V166L98 165L97 167L94 164L93 168H95V170L92 167H89L91 164L89 166L85 165V167H82L81 172L85 175V178H88V176L90 177V175L92 174L91 173L90 175H88L86 173L94 172L93 174L97 175L98 172H96V171H98V170L96 168H98L100 170V168L102 166L101 169L104 171L105 169H108V168H106V166H108V165H105V164H108V162L116 160V162H115L116 164H114V162H112L114 166L111 165V167H114V168H110V170L108 169V170H106L104 172L99 171V173L101 172V176L99 177L100 174L97 175V176L99 178H101V177L102 178H110V177H114V176H116L118 178H121V179L123 178V179L126 180L127 184L129 183L128 185H126V189L127 190H128L127 186H129V185H130L129 186L130 188H131V185L135 186V188H136V184H134L133 182L137 178H138L137 180H139V178H145V179L149 178V179H147L148 180L147 182H145L144 179H140V180L144 181L146 184L147 183L149 184L153 177L154 178L157 177V175L155 174L156 172L154 173V169H155L154 167L156 165V162H157V164L159 162V164H161V166L164 165L162 160H164V162L167 165L170 164L172 167L166 166L167 168L169 167L168 168L169 169V173H168L169 175L167 174V170H165L166 167L164 169V167L162 166L163 170H165V172H166V173H164V171L162 170L163 171L162 172V176H163V173H164V174L168 175L167 178H171V177H174V176L176 178V176H177L176 174L179 171H181L183 173L186 170V172L184 173V174H186L187 171L189 170L188 167L191 168V169L193 168L191 166L194 164V161L196 160V157H198V159H199V156H198L199 154L197 153V151L199 152L200 150L199 149L197 150V146L198 145L200 146L201 145V141H203L204 139L207 140V138H205V137H208L210 135V133L209 134L208 133H204L206 135L205 136L204 134H202L204 136L203 137L204 139L199 138V140H196V141H198L197 142L198 145H197V143L195 144L196 145L195 149H196V153L197 154L196 155H194L195 153L193 154L194 155V159H192L193 158V155H192V152H191L192 150L191 151L189 150L191 144H193L192 145L193 146V151H195L194 150V146H195L194 145V141L195 140L193 141V139H194L193 137H191V140L193 141V143L190 142L191 143L190 144L189 142H187L189 140L186 141L188 144H190V145L187 144L188 145V148H186L187 150L185 149L184 146H182V148H181V146L179 147L178 143L176 144L175 142L174 143H175L176 146H174V144L171 142V140L173 139V136H171V135H173L172 134L173 130H171V129L172 128L175 129V127H176L173 124L175 123L178 127L179 126L181 127L182 126V121L180 120V122H179V121L176 120L177 121L176 122L175 118L176 119L179 118L180 114L177 113L179 116L174 117L175 113H173L174 115L172 116L171 115L172 112H170V111L175 112L174 111L175 109H180V108H181V110L186 109L185 105L183 103H186L188 99H189L188 102H191L193 100V99L191 100L188 97L189 94H187V92L190 91L191 88L187 87L186 84L184 83V82H186V79L189 78V80H190V78H191V77H189V75L186 76V73H189V72H187V71H185L183 69L185 67V65L188 64V63L186 64L185 61H187L190 58V55H191V54L187 55L188 51H186V50L188 49V46L192 45V47H193V44H194V46H195V44H197V45L199 44V46L202 47L203 45L207 44L206 42L209 43L208 45H213V43L216 42L215 39L216 40L218 39L219 33L220 34L223 33V30H224L223 28L225 27L224 25H226V23L228 22V24L230 26V29L231 30L233 29L232 32L236 33V31L239 30V32H238L239 35L234 34V35H236V37L238 36V39L235 37L234 38L235 42H230L229 40H226V38H225L228 34H230V32L225 34L226 36L223 37V38H225L223 41H228L229 43L224 42V45L226 43V45H225L226 48H228L227 45H229V47H231V48H234L233 52H231V53L235 52L234 55H235V57L237 59H238V57H241L240 60L241 59L243 60L241 62L247 63L249 61L251 62V60H250L251 58H253V60H256L255 58H257L256 57L257 54L255 55L253 52L256 51L255 49H257L258 46L264 47V43H261V41H257L256 40L257 42H259V45L257 43L258 46H256V44L251 42L252 40H255L256 38H258V39L262 38L261 40H262V42H264V36L262 35L264 33V31L263 32H259L261 30H259V31L258 30H252L253 29L252 27H255V24L258 25V23H259L258 20L253 21L252 24L250 22V24L246 26L245 24L242 25L243 22H241L240 19L239 20H237V19L235 20L234 19L235 21L230 20L229 17H228L229 15L227 16L228 18L225 19L224 21L222 20L224 17L222 19H220V20H222V22L218 20L217 16L215 17L217 19H215L214 16L211 15L210 17H213V18H209V20H208L212 24L211 26L208 25V23H209L207 21L208 17L205 18L206 22H208V23H206L204 21L207 24V26L209 27V29L206 28L205 31H203V32L200 31L199 35L197 33H195V32L191 33L192 29L195 30V28H196V25H195V28H191L190 29L191 31L189 30L191 35L186 36L185 41L183 40L184 36L182 35L183 37L180 40H182L185 43L182 42L183 44H181V41L177 39L178 37L176 38V35H178L179 32H180V34L184 33V35H185V33L188 31L189 27H191L192 25L194 26V24H191V23L195 22V24H197V22H199V25H200L201 20L204 19L203 18L204 15L208 16V14L209 15H210V13L212 14V11H214V9L215 10L216 9H220L219 7H220V4H223V0H192V2H193L192 6H190L191 5V0H185L186 2L183 1V0H182L183 2L181 0H177V1H180L179 4H177V2L174 1V0L173 1H171V0H154L153 1L152 0L153 2L150 1V3L148 1L149 5H147V7L146 6L143 7L144 9L140 8V9H136L135 10V7L137 8V4H139V3H137ZM229 1L232 2L233 5H234V3L237 2V0H227L228 3H229ZM246 1L248 2V0H246ZM169 2H171V3L175 2L176 4L174 5V7L176 6V7H178V9H179V7H181V9H182V7L186 8V6H187V8H189V6H190L189 10L190 9L191 10L189 11V15H187V16L190 17V15H191V17L189 18V17L186 16V14L184 13V9L185 8H183V10L179 9L180 11L178 10L177 13H176L175 12L176 8H171L173 5L170 4V5H172V6H170ZM181 2L183 4L185 2L186 4L188 3L190 5L184 4L185 6H182ZM240 2H241V0H239L237 3L239 4ZM253 4H254V2H253ZM258 4L259 3H257V5ZM241 5H243V4H241ZM263 8H264V6H263ZM94 9H91V11L94 10ZM172 9H173V11L175 10L173 12V14L176 13L177 15H178V12L180 14V12L182 13V11H183V13L185 14V19L188 18L187 22L190 23L189 21H192L190 23L191 26H189V24H187L185 22V19H184V16H183L184 14L183 15L180 14L182 17H180L179 19L177 18V15L175 16V14H174V16H175V18L177 20H180V19L183 18L184 22H182V23H183V25H186V27L184 26L185 28H187V27L188 28L187 29H185V28L182 29L180 27L182 25V23L180 25V21H178L179 22V27H178L177 21L173 20L174 18H171L172 17L171 16ZM198 9L200 11H202V12L199 13L197 11ZM239 9H238V13H239ZM60 10L62 11L61 13H60ZM186 10L188 12V9H186ZM194 10L197 11V14H194V12H193ZM235 10H236V12L235 11L234 12L237 13V8ZM96 11H98V10H96ZM221 11L219 12V14L220 13L222 14ZM214 12H216V11H214ZM252 12L255 13L254 11H252ZM90 13H92V12H90ZM257 13H259V15H258L259 18L257 16H255L254 18L257 17L260 20V24L259 25H261L262 23H264V13L261 12V11H259ZM257 13H255L253 15H256ZM232 14H233V12H232ZM250 14H251V12H250ZM214 15H215V13H214ZM253 15H251V16H253ZM218 17L221 18L220 15ZM232 17H234V16H232ZM246 17H249L248 13H246ZM252 18H250V19L248 18L249 20L247 18H244V19H247V21H250ZM189 19H191V20H189ZM211 19H213V20H211ZM228 19H229V21H228ZM158 20H160L161 25H158V24L154 25L156 23H159V22H156ZM171 20H173V22ZM253 20H255V19H253ZM162 21H164V23H162ZM165 21H167L168 23L171 21L172 24L175 21L176 23H174L173 26L176 24L177 27L179 28V32H178V34L175 35V38L172 35L173 33L175 34V32H173L175 27L172 28L173 29L172 32H171V28H169L170 29V33L168 34V36L171 35V38H172L171 40H173V41L169 42L170 40L167 39L168 40L167 44H169V46L166 45V42H164V44H165L164 45L163 43L162 44L160 43V40H159V42L157 41L158 39H161V38H159V36L161 37V35H163V33H164V29L163 28L165 26L163 24L166 23ZM225 21H227V22H225ZM232 21H233V23H232ZM151 22H154V23L152 24ZM218 22H221V23L225 22V24L224 23H223L224 25L218 24ZM168 23H166V25H168ZM171 23H169V24L172 25ZM184 23H186V24H184ZM27 24L28 23H26V26H27ZM228 24L226 26H228ZM19 25H20V21L19 20H15L14 22H12V26L8 29L7 36L5 38V41H6L5 46H6L7 43H9L11 45V49H13V50H21L22 49L21 46H24V44H25L24 43V39H25L24 38L25 37L24 34L26 33V30H25L26 26H25L24 30H20L19 29ZM145 25H147L146 26L147 29H145L146 28ZM151 25H154L156 27V28H153V30L154 29L156 30L157 28H160L159 29V31L161 30L160 33L159 32L157 33L158 29L156 31L154 30V32H156V36L158 35V37H154L155 36L154 35L153 36L154 38H152V35L154 34V32L152 34L151 33L152 30L151 31L149 30V29H151V27H150ZM162 25H163V27L161 28L160 26H162ZM170 25L168 27H171ZM201 25L203 26L204 23H201ZM219 25L223 26V27L220 28ZM241 26L243 27V30L241 29L242 28ZM140 27L142 29L144 27V29H143L144 32L146 30H149V31H147L145 33L149 32V34H151V35L148 36V34H147V37L145 39L143 38L145 36H143V35L139 36V34H138L139 31L137 30V28H140ZM148 27H150V28H148ZM168 27H167V30H166L167 33L169 32L168 31ZM199 27H197V28H199ZM204 27H206V26L201 27V29L203 30ZM228 27H226V28H228ZM239 27H241V28H239ZM262 27H264V25ZM262 27H260L259 29H261ZM86 28L88 30L87 31L88 34H86L87 32H85ZM141 28H140V30H141ZM257 28H258V26H257ZM43 29H40V31H42ZM221 29H222V32H220ZM162 30H163V32H162ZM127 31H128V33L131 34V37L134 36L132 38V40H131L132 43L130 42L131 46H133V47H131L130 44H127L131 48V50L134 49V50L140 52V49L146 48L147 43H149V44L151 43L152 45H150V46L154 47V48L156 47L158 49V51L155 52L154 50L156 48L155 49L152 48V50L155 53L150 51L148 54L151 53V55H149L151 57H149V58L146 55L143 56V54L141 55V54H138L139 52L138 53L136 52L137 56L135 55V53H134V55L136 57H138V55H141V57H143L142 60L139 57L138 58L140 60L139 59H135V57L134 56H130L131 55L130 54L129 55L130 57L129 56L128 57H123V58H121V61H119L117 59L119 62H117V64H115L113 62V64H115V65L110 66L111 61H114L115 59L112 60L111 59L112 57H108L110 59L106 60V57H107L106 54H109L110 51L115 49V47H113L114 46L112 44L113 42L111 43L112 45L108 46V40L110 42L111 37H113V36L117 37L121 33H124V32L126 34ZM174 31H177V30L175 29ZM228 31H229V29H228ZM159 34H161V35H159ZM195 34H197V35H195ZM137 35H138V38H137ZM234 35H233V37H234ZM47 36H48V34H47ZM228 36H230V35H228ZM259 36H262V37H259ZM179 37L181 38V35ZM220 37H222V36H220ZM233 37L231 35V38H233ZM134 38H136V40ZM156 38H157V40L155 41ZM231 38L228 37L227 39L231 40ZM174 39H175V42H174ZM176 39H177V41H176ZM133 40H135L136 43L135 42L133 43ZM213 40L215 42L212 43ZM154 42L156 44H158V45L159 44H161V45L157 46V45L154 44ZM249 42L253 43L252 47L255 46V49H253V48L251 49L250 48L251 50H253V52L250 51L251 52L250 55H249L250 52L246 53V51L248 50V48H246V46L249 44ZM105 43H107L106 44L107 46L105 45ZM49 46H50V48H49ZM162 46L165 47V49L167 48V50H165V52H164V49H163ZM225 46L223 48H225ZM42 47L43 46H40L39 48L43 49L44 47L43 48ZM205 47L203 46V48H205ZM239 47L243 48L244 50H242V51L240 50L239 51L238 50ZM112 48H114V49H112ZM159 48H162V50H160ZM190 48H191V46L189 47L188 50H190ZM235 48L239 52L237 50H235ZM107 49L109 51H106ZM181 49H184V52ZM215 49H216V47H215ZM228 49H227V51H228V53H230L229 51H232V49L231 50H228ZM146 50H148V49H146ZM191 50H194V49H191ZM217 50L218 49H216V52H217ZM257 50L259 51L261 49H259V47H258ZM262 50H264V48ZM194 51L198 53V49H197V51L196 50H194ZM227 51L222 53L223 51L221 52L220 50H218L219 54H221V53L222 54H227V56L230 58V60H232L234 58L233 54L230 55V54L227 53ZM88 52H91V54L89 55ZM195 52L191 51V53H193L194 55H195ZM261 52H263V54H264V51H261ZM87 53H88V55H87ZM120 53H121V51H120ZM120 53H119V55H120ZM122 53H124V51ZM131 53H132V51H131ZM184 53L186 55L183 56ZM258 53H259L258 55L260 57V55H262V54H260V52H258ZM112 54H111V56H112ZM155 54H157V57L155 56ZM219 54L218 55H214L213 54V56L214 57H218ZM105 55H106V57L104 58ZM119 55L115 54L116 57L119 56ZM222 56H224V55H222ZM232 56H233V58H231ZM145 57H146V59H145ZM186 57H188V58L186 59ZM214 57H212L213 60H214ZM262 57H263V60H264V56H262ZM147 58L150 59V61H147ZM155 58H157V59H155ZM226 58L227 57H225L223 59H226ZM247 58H250V59H248L249 61H245ZM191 59H192V56H191ZM218 59L220 60L219 57H218ZM257 59H260V58H257ZM230 60H228V61H230ZM108 61H110V63ZM138 61H141V62H139L140 63L139 65L136 64V63H138ZM216 61L217 60H215L214 63H216ZM234 61H235V59H234ZM238 61L239 60H237V62ZM60 62L62 63L61 60H60ZM115 62H116V60H115ZM150 62H151L152 65H149ZM241 62L239 64L242 67L243 63H241ZM250 62L245 64V65H247V66L248 65L249 66L255 65V64H253V62H252V65H251ZM153 63H155V64L153 65ZM184 63H185V65H184ZM254 63H257V62L254 61ZM216 65H215V68H216ZM218 65H220V62H219ZM225 65H224V67L222 66V69H223V71L226 72ZM195 66H197V65H195ZM195 66L191 65L190 69H192V67L194 68ZM210 66H211V64H210ZM239 66L237 65V67L235 66L234 68L233 67L231 68V69H236L235 71L232 70L233 73H232L231 78H230L231 80L233 79L234 76L235 77L239 76L237 74H236L237 76L235 75L237 69L240 71V67ZM247 66L243 65V67H247ZM131 67L135 68L134 69V72H135L134 74H135L136 79H134V77L132 76L131 69H133V68H131ZM215 68H213V69H215ZM226 68H228V71H230V69H229L230 67H226ZM196 69H198V68L196 67ZM59 70H61V68ZM136 70H137V72H136ZM193 70H195V68L192 69V73H193ZM210 70H212V69H210ZM244 70H246V69H244ZM138 71H139V75L140 76L139 75L136 76ZM197 71H199V69ZM262 71H264V70H262ZM129 72L131 73V75L129 77H133V81L137 80V86H139V89L143 90L142 88H144V91H146V89H147V91L145 93H149V96L147 94H146L147 97L146 96H139V97H137L138 99L136 98L133 101L134 103L131 100L132 103L128 107L127 106L128 104H126L125 101H127V99H129V98L126 99L125 97L127 95L126 93H128L130 91L129 87L132 84V83L130 84L132 79L128 78V76H127ZM132 72H133V70H132ZM190 72H191V70H190ZM214 72H216V71H214ZM217 72H220V71H217ZM241 72H243V71L242 70L240 71V75L243 74V73L241 74ZM226 73L228 74V72H226ZM189 74H191V73H189ZM217 74H215V75H217ZM220 74H221V72H220ZM205 75H206V73H205ZM208 75H210L209 74V70H208ZM207 76H204L205 77L204 80L206 79ZM224 76L227 78L226 80H229V76L230 75L227 77L226 74H225ZM213 77L215 78L216 76H214V74H213ZM218 77L222 78V76H220V75ZM243 77H244V75H243ZM246 77H247V75L245 74V78ZM198 78H200V77H197L196 80H198ZM240 78H242V77H240ZM208 80H211V77ZM215 80H214V82H216ZM231 80H229V81L232 82V83L233 82L235 83V86H233V87L238 86V84L236 83V81L238 80L237 78L234 79L235 81L234 80L231 81ZM193 81H195V80H193ZM193 81L191 82V84H193V87H196L195 84L198 83V82L196 81V83H195ZM238 81H240V80H238ZM217 82H219V81H217ZM226 82L224 81L225 84H227ZM208 83H209V81L207 82V84ZM224 83L221 82L220 84L224 85ZM129 84H130V86H129ZM201 84H202V82H201ZM208 85H210V84H208ZM212 85H213V82H212ZM212 85H210V86H212ZM206 86L207 85H205V87ZM215 86H216V84L213 86V88L216 89ZM227 86H229V85L227 84ZM227 86H225V89L226 88L228 89L230 87V86L229 87H227ZM127 87H128L127 90H129V91L126 90ZM199 87L200 86L198 85V89H199ZM254 87L252 88L253 90L255 89ZM71 89H76V91L71 90ZM205 89H207V87ZM221 89L224 90V87L223 88L221 87ZM231 89H232V87H231ZM237 89H236L237 92H239V89H242V88L238 87ZM90 90L92 91V94H91ZM209 90L210 91L212 90L213 92H216V91H214V89H210L209 88ZM223 90H221V91H223ZM233 90H235V89H233ZM205 91H207V90H204L203 92H205ZM203 92L201 93V91H200L199 93L203 94ZM193 93H195V91ZM199 93L197 92V94H199ZM227 93L223 92L224 95H228L229 96V93L228 94ZM195 94H194V96H198V95H195ZM216 94H218V91L216 92ZM158 95H161V96L158 97ZM206 95H210V94H206ZM221 95H219V99H220ZM190 96L192 97L193 94H190ZM202 96H204V95H202ZM233 96L234 95H232V97ZM239 96H241V95H239ZM144 97H146V98H144ZM201 97L198 96L197 98H199L201 100ZM211 97L212 96L210 95V98ZM213 97H214V95H213ZM226 98H227L226 96L224 98L222 97V99H223L222 102H224L225 101L224 99H226ZM204 99L202 101H204ZM216 99H217V97H216ZM230 99H231V97L228 99V102L230 101ZM135 101H136V103H135ZM193 102H191V103L195 104V107H197L196 108L197 110H195L193 108L195 110V112H197L198 115H201V117L203 116V114H204V116L207 115L206 118H208V114L210 112L209 110L213 106L214 107L218 106V104L220 103L219 102L217 104V103H214V101H211L210 104L213 102L212 103V107L209 108L211 106L210 104H207L208 106L209 105L210 106L206 107L207 105H205V104L201 105L202 103H204V102H202L200 104L201 108L198 109L200 107V105L196 106L198 103L196 102L197 103L196 104L195 102L194 103ZM254 103L255 102H253V104ZM215 104H217V105H215ZM221 104L224 106L225 103L224 104L221 103ZM246 104L244 103L245 106H246ZM183 105H184V108H183ZM230 105H232V103H230ZM248 105L249 104H247V106ZM235 106L233 108H235ZM254 106L256 107V103H255ZM225 107L226 106L223 107L224 110L226 109ZM227 107H228V105H227ZM237 107H239L238 104H237ZM127 108H130L129 111H128ZM191 108L187 107L188 112H186V113L187 114L189 113L187 116H186V114L185 115L183 114L187 118V120L189 122L188 121H187L188 123L183 122V126L182 127H184V129L182 128V130L184 132L182 134H184L185 131H188V129H190V128H188L187 130H185V127L193 126L191 124L194 123L193 122L194 118L197 115V114L196 115L194 114V116H195L194 118H193V116H191L193 114V113L190 114V110H192ZM221 108H222V106H221ZM187 109H186V111H187ZM216 109H218V108L216 107ZM216 109H215V112L218 111V110L216 111ZM194 110H192V111H194ZM228 110H230V109L228 108ZM228 110L226 109V113H227ZM231 110H232V108H231ZM168 111H169V114L167 113ZM236 111H237V109H236ZM215 112H214V117L216 118ZM219 112H221V111H219ZM223 112L224 111H222V113ZM189 115L191 116L190 119H188ZM217 115L219 116V118H218L219 121L218 122H217V119L212 117L213 114H212V116H210V119H209L210 121L209 122L211 123V121H212V123H213L214 120L217 122V123L214 122L216 125H213V126H214V128L218 127V130H220L219 132L222 133V134L219 133L220 139H219V136L217 138L219 139V141L220 140L224 141V144H225L226 143L225 140L226 139L228 140V137H229V135H227V134H229V131H230L228 128H231V133H233V131H234L233 128H235V127H233L234 126L232 124L233 122L232 121H228L227 120L228 118L225 117L226 120L228 122H230V126L227 127L229 125V123L226 120H224V119L222 120L221 119L222 118L221 115H219V114H217ZM228 115L229 114H225V116H227V117H228ZM235 115H236V113H235ZM222 116L224 118L223 114H222ZM231 116H229L230 119L232 118ZM185 117H183V118H185ZM197 117L196 118L199 119V120L196 119L197 121H195L196 123H194V124H196V127H199L200 125H202V127H204V131H206L205 129H207L206 128L207 126H203L204 119L201 118V120H200L199 116H197ZM211 117L214 120H211ZM190 121H192L191 124H190ZM206 121H208V120H205V122ZM210 123H209V125H210ZM225 123H228V125L225 124ZM188 124H189V126H188ZM231 124L233 125L232 127H231ZM204 125H206V124H204ZM209 125H208V127H209ZM179 128H177V129H179ZM193 128L191 130L195 131V127H193ZM68 129H69V132L67 133L66 131ZM209 129L210 128H208V131H209ZM182 130H181V132H182ZM223 130H224V132H223ZM211 131H212V128H211ZM211 131H209V132H211ZM117 132H119V133L121 132V133L124 134V135H122L124 141L123 142H119L121 145H123V147H121V148H124V149L122 151H119V152H118V149L116 150L117 151L116 152L112 148L111 143H113V142L110 141V143H109V140L115 141L119 137V135L116 134ZM196 132H197V130H196ZM213 133H214V136H213V134H211L212 135L211 137L215 138V131H213ZM224 133H225V135H223ZM91 134H93V135H91ZM176 134H177V136L180 135L179 137H181V136L182 137H181L180 140L178 138L179 141L178 140H174V139L173 140L176 141V142L178 141L179 143H180V141H182V144L185 145L186 143H184L185 141L183 142L182 138L185 137L187 132H186L185 135H181L180 131H179V134L177 132H176ZM189 134H190V132H189ZM221 135H223L224 138ZM193 136H194V134H193ZM197 136L199 137L200 135L197 134ZM200 137H202V136H200ZM209 137H208V139H210ZM225 137H227V138L225 139ZM21 139H24V140L20 142ZM168 139L169 140L171 139L170 142L173 145L170 142H167ZM72 140H73V142H72ZM205 140L203 142L206 144ZM199 141H200V144H199ZM213 141H214L213 138L211 139V141L208 140L210 145H214L215 144V143H213ZM68 142L70 143L71 148L67 147L68 145L66 146V144H69ZM208 142H207V147H208ZM71 143L73 145H71ZM115 143H116V145H115ZM115 143H114V146H116V147L120 145L117 141H115ZM219 143H221V142H219ZM205 144H204V146H206ZM217 144H215V145H217ZM229 144H230V142H229ZM84 145H86V146H84ZM88 145H90V146H88ZM94 145H96L97 148L95 146V149H93ZM215 145H214V148H217L218 146H215ZM91 146H93V147H91ZM201 146L200 147L202 148V150L203 149H205V150L207 149V148H203L204 147L203 145H201ZM222 146L224 147V149L227 150L225 153H229L230 152L231 148L228 145L227 146L229 147V151H228V147L226 145L222 144ZM76 148H75V150H76ZM117 148H119V147H117ZM121 148H120V150H121ZM211 148H213V147L211 146ZM89 149H90L91 152L89 151ZM92 149H93V151H92ZM208 149H210V146L208 147ZM94 150H96L97 153ZM59 152H60V155H59ZM75 152H77V150ZM81 152L82 151H80V152L78 151L77 152L79 154V156H80V154H82ZM56 153L59 156H61V157L58 158L59 156L55 155ZM119 153H121L122 156L120 157L119 155H117L119 157L115 158L114 155L119 154ZM1 156H3V154H1ZM79 156L77 155V156H75V158L79 157ZM190 156L192 157L190 159H192L191 161L193 162L191 164H190L191 161L189 159ZM81 158H82V160H81ZM88 159H89V161H88ZM170 159H172L174 161V163H171L173 161L171 160V162H170L169 161ZM96 160H94V161L96 162ZM76 161H78V159ZM76 161H75V164H76ZM81 162H79V163L82 164ZM17 163H18L19 167L16 168ZM77 164H78V162H77ZM80 164H78V165H80ZM189 165H191V166H189ZM54 166H55V168L57 167V165H55V164H54ZM99 166H100V168H99ZM194 166H196V165H194ZM88 167L90 168V170H89ZM195 168L196 167H194L193 170H195ZM13 169H15V170H13ZM156 169L158 170V168H156ZM171 169H172V171H171ZM173 169H176L178 172L176 171L177 173L175 172L176 173L175 174L173 172L175 170H173ZM76 171H77V169H76ZM181 172H179V175L181 174ZM82 173H81L80 176L83 175ZM102 173H104V174H102ZM191 173H193V172H191ZM184 174H181L180 176L179 175L178 176L181 178L182 175H183V177L185 176ZM186 175H190V174H186ZM158 177H159V175H158ZM164 177H165V175H164ZM134 178H135V180H133ZM184 178H187V177H184ZM140 180H139V182H141ZM152 181H154V180L152 179ZM144 182L143 183L141 182L142 184H144V186L141 184L143 187L141 188V186H140V189H138V187L136 188V190L134 189V187H133V189L131 188L130 192H129V196L131 197V199L134 198V199H138L139 201L141 199H144L143 206H144L145 209H148L149 201L146 200L147 199L146 195H148L147 191H149L150 189L148 187L149 185L147 184V186H146ZM172 184L176 185L174 183H172ZM151 187H152V184H151ZM153 188H155V186ZM153 191H154V189H153ZM168 191H169V189H168ZM20 192H21V196H23L22 194L26 193V192H24V190H23L24 193H22V189H21ZM220 192L223 193V191H221V190H220ZM135 193H138L139 195L135 196ZM221 193H219V194H221ZM19 195H20V193H19ZM165 195H172V193H171V191H169V193H165ZM221 195H223V194H221ZM133 196H135V197H133ZM4 197H6V195H4ZM162 197L164 198V196H162ZM168 197L173 199V196H168ZM169 201L171 202L172 200H169ZM129 203H130V201H129ZM6 212H8V211H6ZM168 213H169V215H167L165 217V220L167 219V220L170 221L169 222V226H168V228H165L164 230H162L161 234L159 236L158 235H152V234L147 235V236H145V235L142 236L141 235L142 237H145V240H143V242H141L143 244H133L135 242H132L133 240L130 241V239L132 238L131 235L133 234V232L128 233L129 234L128 237L126 239H124L125 241L126 240L129 241L128 244L131 245V247L134 248V246H137V247H135V248H137V251H139L138 249H141V251L139 252L140 255H142V253H143V256H145V258L147 259V261L144 260V262H146L144 264H242V263H239V262L235 261L234 258L231 256V253L233 252L232 251L233 247L229 243H227V244H213L211 241L205 243L206 239L210 235L209 232L206 234L205 230L201 231L202 229L199 230V231H195V232L194 231H190L189 232L187 230L181 231L179 229V227H174V223L175 222H176V224H178L177 221L180 222V221H182V219L185 220L184 216H188V214H190V212H189V210L187 208L182 209V210L180 209L178 212L176 210V212H168ZM23 215H25V214H23ZM26 215H28V213ZM128 215L130 216V221L132 222L131 223L132 226H139V225H142V224L149 225L153 221V216L146 215L144 213H128ZM182 217H184V218H182ZM131 218H133L134 220H131ZM0 226L3 228V224L0 225ZM6 226H8V224ZM89 226H88L89 232H92V231H90V227ZM91 226H93V225H91ZM4 227H5V225H4ZM5 228H7V227H5ZM85 228H87V226ZM85 228H83L84 231H86ZM79 229H81V228H79ZM3 230L7 231L4 228H3ZM4 231H3V233H1L2 230L0 231V233H1L0 234V247L2 245V247L0 248V256L3 253L2 256L0 257V264H60V262L56 263V260H55V262L53 260L48 261L47 259H44V257L40 258V256H37L36 258H33L31 260H28L27 258H26L27 260L26 259L23 260V258H21L22 259V261H21L20 258H19L21 255L23 256V254H25L26 251H30L31 252V250H34L36 248V244H34V243L37 242V241H34V243H33V240H36V239H33L31 234L30 235H29V233L27 234L28 231H26L24 233L21 232V235L22 234L23 235L26 234L27 237L29 236L30 238L27 239L25 237L26 235H24V236L22 235L23 238L21 236V238H19V239H22L24 242H22V245H21L22 248H19L21 246H19V245L17 246L16 243H14V240L16 238H15V236L12 235L13 232H10V233H9V231H8V233L5 232V234H9V235H7V237H8L7 238L4 235ZM87 232H88V230H87ZM80 233H81V230H80ZM87 234L89 235V233H87ZM87 234L85 236L91 238V239L87 238V240H89V241H87V244H89L91 241H93V239H92L93 237L92 236H94V237L97 236V233H95V235L90 233L89 236H87ZM98 234L100 236V233H98ZM81 235H82L81 237H83V231H82ZM24 237H25L26 241L28 240V242H26L24 240ZM114 237L118 238L116 235H112V238H114ZM107 238L108 237H106V235L103 236V234H102L99 238L95 237L94 238L95 241L93 242L94 244L91 242L89 244L90 246L87 245L85 242H83V243L86 246L90 247V248H91V245H96V248L94 247L95 249H93V247H92V250L97 251L96 250L98 248L97 243L99 242V240L100 239L101 240H105ZM19 239H17V240H19ZM17 240H15V241L17 242ZM83 240H86V239L84 237H83V239L80 238V241H81L82 245H83V243H82ZM97 240H98V242H97ZM101 240H100V242H101ZM25 242H26V244H25ZM100 242H99V246H100ZM103 243H104V241H103ZM3 244H6V245L3 246ZM18 244H19V242H18ZM117 245L118 246L115 247L116 249L122 244H117ZM129 245H128V247H129ZM83 247H84V245H83ZM99 248H102V246L99 247ZM115 248L113 250H115ZM120 249H123V247L118 248L117 251H119ZM123 250H125V248ZM101 251H103V250L100 249V252ZM30 252H27V254L28 253L30 254ZM86 252H87V250H86ZM88 252H90V251L88 250ZM98 252H99V249H98ZM178 252H180V254ZM236 252H237V250H236ZM7 253H9L11 255H9ZM94 253H96V252H94ZM94 253H92V254H90V256L89 255L88 256L91 257V255H93ZM4 254H5V256H4ZM27 254H25V255H27ZM31 254H32V252H31ZM95 255L100 257L99 254L98 255L95 254ZM13 256H16V257L14 258ZM4 257H7L8 259H5ZM98 257H97V259H98ZM92 258H93V256H92ZM93 259H95V258H93ZM92 261L93 260L90 261L91 264H92ZM95 263H96V261H95ZM255 263L256 262L253 261L252 264H255ZM102 264H105V262H103Z\"/></svg>","mask_w":264,"mask_h":264}]
</instances>
